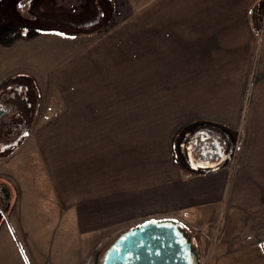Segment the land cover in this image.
<instances>
[{"label": "rangeland", "instance_id": "obj_1", "mask_svg": "<svg viewBox=\"0 0 264 264\" xmlns=\"http://www.w3.org/2000/svg\"><path fill=\"white\" fill-rule=\"evenodd\" d=\"M182 8L183 0H118L117 4L114 0H95L92 23L73 28L56 25L57 30L64 32L75 30L78 37L99 31L93 36L95 45L102 34H112L104 43L108 44L105 49L91 52L92 41L74 42L71 56L64 52L61 66L66 72L63 69L64 74L57 78L58 90L56 84L53 89L49 82L43 83L45 91L38 90V100L46 105H41L40 114L52 107L55 112L72 116L46 122L45 115H41L34 120L38 100L31 85L16 77L1 88L0 98L10 100L11 124L0 133V185L7 191L15 187L16 176L12 165L6 162L5 149L13 148L27 131L102 127V121L97 120L105 114L106 119L113 120V132L119 129L116 119L124 116L126 144H115L117 147L111 152L110 139L98 134L94 145L106 144L107 150L103 153L93 148L92 153L97 160L103 156L111 164L109 177L116 184L111 185V193H117V197L121 194V200L115 204L127 210L129 216L116 219L123 222L92 236L76 233L79 239L87 237L77 249H70L65 238L54 246L44 242L32 244L19 233L20 239L13 244L0 241V264H99L117 234L148 220H171L180 226L190 238L197 264H264L263 56L258 52L253 58L220 57L222 72L202 74L204 79L197 81L200 75L196 77L193 71L200 70L197 65L205 67L203 53L190 52L187 58H172L168 56L173 52L166 48L167 37L172 35L166 22L181 18ZM252 14L257 16V8ZM105 24L108 26L104 27ZM260 28L264 30V26L255 25L258 33H262ZM208 59L212 61L208 63L210 67L215 58ZM216 68L217 65L213 70ZM232 70L238 73L237 80L232 79ZM10 91L18 94V100L7 96ZM21 98L24 103L29 102L25 110L20 105ZM76 113L93 115L96 121L77 122L73 120ZM194 123L212 125V131L205 129L209 139L203 138L205 147L203 141L199 144L195 163L207 164L211 162L209 156L219 157L218 133L214 128L223 129L232 145L233 152L226 157V164L214 170L223 173L222 194L209 203L183 202L187 191L189 194L192 188L204 186L201 171L186 168L176 151L180 135ZM119 139L122 140L120 135ZM20 153L13 157L21 158ZM112 158L115 159L110 163ZM103 165H94L93 196L100 205L104 204L102 192L107 188L102 185L106 178ZM36 203L41 204L37 209L43 215L35 221L44 224L42 216L48 215L51 206L46 200ZM44 225L43 234L50 229ZM244 227L254 233H240Z\"/></svg>", "mask_w": 264, "mask_h": 264}, {"label": "crops", "instance_id": "obj_2", "mask_svg": "<svg viewBox=\"0 0 264 264\" xmlns=\"http://www.w3.org/2000/svg\"><path fill=\"white\" fill-rule=\"evenodd\" d=\"M262 1L264 0H183V16L170 18L166 22L172 31V35L166 40L167 50L173 52L168 57L187 58L191 56L190 52L203 53L205 67L197 65L195 67L200 70L193 71L196 77L200 75L197 81L204 79L202 74L214 75L222 72L220 57L253 58L259 52L264 60V30L260 28L262 33L255 30V25L264 26V21L258 13V16L252 14L255 8L258 11ZM94 2L95 0H0V83L10 77H21L36 90L37 100L38 90L46 89L43 83L49 82L53 89L56 84L58 90L57 78L64 74L61 66L64 52L72 53L70 47L74 42L79 39L92 41L90 52L93 49H105L108 45L104 43L109 40L111 33L102 34L104 36L95 45L93 36L99 31L93 35L78 37L75 30L64 32L55 28L59 24L73 28L92 23ZM114 2L117 4L118 0ZM208 58H215L210 67L208 63L212 61ZM216 65L217 68L213 70ZM231 74L232 79L237 80L238 73L232 70ZM16 99L18 100V95ZM23 100L19 99L22 109L25 110L29 102L27 100L24 103ZM42 104L45 105L38 100L34 109V120H38L37 117L41 115H45L43 119L46 122L60 121L65 115L72 116L68 112H55L52 107L46 108L45 113L40 114ZM51 105L54 104H48ZM102 115L97 121H102L103 128L94 125L92 129L70 131L35 129L23 134L13 148L11 146L6 149V162L12 165L16 185L7 191L10 209L0 222V241L13 244L14 240L20 239L18 234L22 233L24 239L32 244L44 242L45 245L54 246L65 238L70 249H77V245L83 244L87 237L79 239L76 233L92 236L103 228L123 222L116 219L129 216L127 210L120 209V205L115 204L121 200V194L117 197V193H111V185H116L109 177L111 164H107L103 156L97 160L92 153L93 148L97 151L101 149L103 153L107 150L106 144L94 145L98 134L104 135L108 141L110 139L111 152L115 144H126L125 118L122 116L116 119L119 129L112 132L113 120L106 119L105 114ZM73 120L94 122L96 118L93 115L76 113ZM17 152H21V158L13 157ZM113 159L115 158L110 163ZM97 162L106 166V178H103L105 184L102 185L107 188L102 192L103 205L93 196L94 165ZM199 175L204 176L203 188L194 187L189 194L187 191L183 198L184 203H209L220 198L224 181L222 171ZM122 177L125 179L126 174ZM263 199L264 195L262 201ZM44 200L51 209L47 216H42L41 221L44 224L50 223L48 225L35 221L42 213L37 209L41 204L36 202L43 203ZM43 225L50 228L44 234L41 232ZM249 232L254 233V230L244 227L240 231L247 235Z\"/></svg>", "mask_w": 264, "mask_h": 264}, {"label": "water", "instance_id": "obj_3", "mask_svg": "<svg viewBox=\"0 0 264 264\" xmlns=\"http://www.w3.org/2000/svg\"><path fill=\"white\" fill-rule=\"evenodd\" d=\"M191 250L190 238L174 221L148 220L121 233L106 249L104 264H197Z\"/></svg>", "mask_w": 264, "mask_h": 264}, {"label": "flooded vegetation", "instance_id": "obj_4", "mask_svg": "<svg viewBox=\"0 0 264 264\" xmlns=\"http://www.w3.org/2000/svg\"><path fill=\"white\" fill-rule=\"evenodd\" d=\"M259 9L257 11L259 17L261 20L264 21V1H262L259 4ZM257 15V16H258ZM5 85V84H4ZM3 86V85H2ZM0 87L1 88L5 87ZM16 92L15 91H10L7 93L8 97H12L14 99V97L16 98ZM9 99L7 98H0V133L3 134L6 129L8 128V126L11 124V121L8 119L9 118V114H10V106H9ZM212 125H206L205 123H194L191 124L189 126H187L184 130V133L182 135H180V143L177 144L176 146V151L178 152V154H185L189 163L186 164L187 168L190 169H199V170H212L214 169L217 165L221 164L222 162L227 161L228 155H230L233 151H232V145L230 144V138L227 137V133L225 131H223V129L219 128V129H215V131H217L218 136L216 138L219 146H220V152H219V157L212 159V156H209V160H211L210 163L207 164H203V163H195L196 160H198V152H199V143L197 141L198 138H208L209 139V133L208 131H206L205 129H211ZM198 130H200V132H196ZM212 131V129H211ZM204 144L205 141H203ZM198 145V146H197ZM227 145V146H226ZM203 147H205V145H203ZM201 148V147H200ZM230 157V156H229ZM202 162V161H201ZM9 208V200H8V192L6 190L5 187L0 185V222L2 221V219L5 216V213L7 212ZM189 237V236H188ZM192 254H190L191 259H195L197 261V256H196V252L194 250V247L192 246V250H191ZM105 253V252H104ZM104 253H103V257L100 259V263L99 264H104Z\"/></svg>", "mask_w": 264, "mask_h": 264}, {"label": "trees", "instance_id": "obj_5", "mask_svg": "<svg viewBox=\"0 0 264 264\" xmlns=\"http://www.w3.org/2000/svg\"><path fill=\"white\" fill-rule=\"evenodd\" d=\"M201 141H202V140H199V141H198V143L200 144V143H201ZM203 145H205V144L203 143Z\"/></svg>", "mask_w": 264, "mask_h": 264}]
</instances>
